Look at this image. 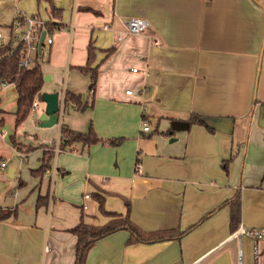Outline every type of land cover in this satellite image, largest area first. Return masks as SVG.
<instances>
[{
	"label": "crops",
	"instance_id": "obj_1",
	"mask_svg": "<svg viewBox=\"0 0 264 264\" xmlns=\"http://www.w3.org/2000/svg\"><path fill=\"white\" fill-rule=\"evenodd\" d=\"M11 1L5 29L16 11L57 23L40 67L48 77L41 91L57 90L59 109L44 117L38 99L15 126L16 91L0 82V205L15 208L0 221V264H73L70 228L81 215L91 224L109 218L93 193L121 214L127 199L144 232L194 225L151 242L127 243L128 230L116 229L95 240L84 264H264V241L255 255L239 231L264 227V10L253 0ZM130 16L147 21L141 33L126 31ZM89 41L92 88L79 69ZM66 89L88 104L65 102ZM190 113L205 124H188ZM89 123L124 141L59 147L61 124ZM44 149L50 167L33 174ZM237 192L240 221L230 230L221 203Z\"/></svg>",
	"mask_w": 264,
	"mask_h": 264
},
{
	"label": "trees",
	"instance_id": "obj_2",
	"mask_svg": "<svg viewBox=\"0 0 264 264\" xmlns=\"http://www.w3.org/2000/svg\"><path fill=\"white\" fill-rule=\"evenodd\" d=\"M54 6L52 2L50 3V12L53 14ZM48 29H53L57 26L56 22L46 21ZM94 59V47H92L91 42L87 44V58L83 66L79 69L89 74L90 78V88L93 87L96 76L97 68L96 66L90 67V63ZM43 72L40 67V62L38 57L35 58L34 64L30 67H20L17 63V58L15 52L10 51L8 45L0 46V82L4 81L7 83H12L16 91V109L14 111L13 124L16 126L22 122L31 112V105L34 100L40 99L41 87L43 83ZM64 101L72 102L75 107L82 109L88 104V101H82L81 95L79 93H74L68 89L64 91ZM188 124L199 123L205 124L203 117L199 113H190L187 117ZM120 137L103 139L99 137L91 123L88 124L85 130H76L69 128L65 124L60 126V141L59 147H64L66 144H71L73 142H81L83 144H90L94 142H102L110 145L118 144L120 142ZM18 147V146H17ZM27 147H30L27 145ZM52 158V150L44 149L41 162L36 167L30 170L33 174H41L46 169L50 167V160ZM227 159H223L225 163ZM92 196L98 202L99 210L108 215L109 218L102 224H91L83 220L82 215L80 216L78 222L70 228V231L75 235L74 244V257L73 264H84L85 257L89 248L93 245L96 239L102 237L116 229L125 228L128 230L129 235L126 242H151L157 240H163L168 238H176L182 235L190 227L178 231L174 229H162L151 232L142 231L129 217V207L130 203L127 199L123 197L126 205L125 213H117L107 211L103 206V195L99 193H93ZM221 204H227L229 208V229L234 230L240 221V199L238 192L235 193L231 198L226 199ZM14 207H4L0 205V221L14 215ZM207 216V215H205ZM203 216L200 220L205 218Z\"/></svg>",
	"mask_w": 264,
	"mask_h": 264
},
{
	"label": "built area",
	"instance_id": "obj_3",
	"mask_svg": "<svg viewBox=\"0 0 264 264\" xmlns=\"http://www.w3.org/2000/svg\"><path fill=\"white\" fill-rule=\"evenodd\" d=\"M147 26V21L140 16H130L126 19V31L129 33H141ZM108 28V24L103 25ZM44 32L41 47L39 48V38L41 32ZM156 42V41H154ZM52 43V30L48 29L46 21L37 13H27L23 11H16L11 21L9 22L6 33L0 30V46L8 45L10 51H14L17 63L20 67H30L34 64L35 58L42 53V46L50 45ZM137 67H130L131 71H135ZM5 84L7 82L2 81ZM131 88H126L125 93L130 94ZM37 106V100H34L31 105V110ZM149 129V123L146 119L141 120V130ZM4 162H0L3 166ZM135 167L139 168L138 162ZM84 198L89 197L88 193L83 194ZM85 207V203H83ZM239 231L252 238L254 241V253L257 255L259 248L257 242L264 241V227L258 228H244L239 227ZM47 249V246L44 247Z\"/></svg>",
	"mask_w": 264,
	"mask_h": 264
},
{
	"label": "water",
	"instance_id": "obj_4",
	"mask_svg": "<svg viewBox=\"0 0 264 264\" xmlns=\"http://www.w3.org/2000/svg\"><path fill=\"white\" fill-rule=\"evenodd\" d=\"M257 5H259L264 10V3L259 0H253ZM44 32L42 31L39 38L38 46L41 47V42L43 39ZM47 75H43V79H47ZM90 86V85H89ZM40 100L44 102V108L42 115L46 117L47 115L53 114L59 109L58 104V91H42L40 94Z\"/></svg>",
	"mask_w": 264,
	"mask_h": 264
},
{
	"label": "rangeland",
	"instance_id": "obj_5",
	"mask_svg": "<svg viewBox=\"0 0 264 264\" xmlns=\"http://www.w3.org/2000/svg\"><path fill=\"white\" fill-rule=\"evenodd\" d=\"M29 1L30 0H26V2H29ZM14 10H15V7H14L13 1H11V0H0V30L3 33H6V29L3 27L4 26L3 22H6V23L8 22V20H9L8 18H9V16H11L13 14ZM38 61L40 62V65H43V63L45 62L43 59V54L41 52H40V54H38ZM10 98H11V95L6 99L7 103L9 102ZM10 100H12V99H10ZM11 102H13V100ZM68 105H69V103H66V106H68ZM118 137H120V139H121L119 143H122L124 141L123 137H121V136H118ZM101 138L108 139V138H115V137H101ZM100 143L104 144V145H108L107 143H102V142H100ZM8 160L11 162L13 159H8Z\"/></svg>",
	"mask_w": 264,
	"mask_h": 264
}]
</instances>
